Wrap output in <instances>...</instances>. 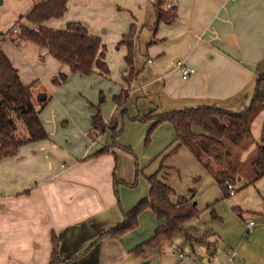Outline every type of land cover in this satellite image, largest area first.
Segmentation results:
<instances>
[{"label":"crops","instance_id":"obj_1","mask_svg":"<svg viewBox=\"0 0 264 264\" xmlns=\"http://www.w3.org/2000/svg\"><path fill=\"white\" fill-rule=\"evenodd\" d=\"M36 1L30 0L19 18ZM106 1L68 0L62 18L45 25L62 30L63 24L79 23L100 41L119 40L134 26V43L143 50L141 59L135 58V78L128 88L124 84L112 91L108 103L99 109L110 126L96 140L90 138L95 100L61 96L65 109L45 93L43 105L33 100L47 139L25 144L13 156L0 159V264H49L52 235L61 264H141L145 260L150 264H264V213L247 223L213 213L214 220L196 235L188 221L186 236L179 234L137 250L164 223L146 209L134 229L118 238L103 237L122 223L124 213L148 197L146 177L158 170L159 156L175 139L172 126L163 123L151 135L149 152L138 156L152 122L136 119L196 107L238 114L249 106L256 80L264 73V0H175L176 22L160 23L156 31L153 0ZM121 10L130 16L124 14L121 24L111 23L110 16L119 18ZM102 27L107 30L101 31ZM0 50L31 90L37 89V75L27 62L36 64L38 72L53 68L52 81L59 74L67 79L77 75L29 41L0 39ZM178 63L193 68L194 74L182 80ZM61 86L54 91L61 93ZM126 89L128 99L116 109L113 97ZM263 122L262 111L250 125L254 144L242 150L240 164H249L254 156ZM113 133L116 146H112ZM102 149L108 152L92 157ZM155 161L159 164L153 172H145ZM164 168L169 174L174 171ZM114 180L119 183L115 185ZM178 199L192 203L184 197L172 201Z\"/></svg>","mask_w":264,"mask_h":264},{"label":"trees","instance_id":"obj_2","mask_svg":"<svg viewBox=\"0 0 264 264\" xmlns=\"http://www.w3.org/2000/svg\"><path fill=\"white\" fill-rule=\"evenodd\" d=\"M67 1L37 0L31 10L15 23L18 26L17 33L10 35L9 39L19 43L29 41L45 49L53 59L66 65L72 74L89 76L96 72L101 76H107L109 68L105 61V46L99 38L89 35L79 23H67L62 30L45 25L50 20L62 18ZM168 1H152L154 31L160 23L173 24L177 20L176 7L172 5L171 8H166ZM23 20L25 23L21 24ZM28 25L35 27L36 30H32ZM134 35L135 27L130 26L128 33L124 34L119 42L127 50L124 56L126 69L123 77L127 88L136 75L132 60ZM66 79L67 76L61 74L52 82L60 84ZM127 99V89L123 90L119 96L113 97L116 109L123 107ZM45 102L46 100L41 102L42 105ZM262 111L264 112V73L258 76L250 104L241 113L233 114L216 107H196L169 111L155 116L149 114L136 120L152 122L146 134L145 146L150 144L151 135L159 125L170 124L174 130L175 139L160 161L174 154L181 147H186L196 161L213 176L223 197L227 198L229 193L226 183L233 186L239 180L237 174L240 163L237 158L243 149L254 144L250 125L256 115ZM38 114L39 110L34 105L31 86L21 83L16 69L0 50V159L13 156L25 144L47 139ZM16 122L23 125L25 134L22 137L16 134L18 128ZM109 126L110 123L104 121L99 108L96 107V112L91 118L90 138L93 140L103 134ZM116 136L117 134L113 133L112 146H116ZM107 152V149H102L92 157H99ZM248 163L254 172L250 183L264 177V122L260 144L255 146L254 156ZM168 176L169 173L161 162L158 170L146 177L149 185L148 197L132 210L124 213L122 223L105 232L103 237L118 238L134 229L138 216L146 209L153 213L156 220L164 223L157 227L153 237L137 247V250L145 246H157L162 240L170 241L179 234L186 236L185 224L196 217L198 212L196 206L187 200L172 201L173 190L167 184ZM118 183L114 180L115 185ZM62 262L57 252V242L52 235L49 264Z\"/></svg>","mask_w":264,"mask_h":264},{"label":"rangeland","instance_id":"obj_3","mask_svg":"<svg viewBox=\"0 0 264 264\" xmlns=\"http://www.w3.org/2000/svg\"><path fill=\"white\" fill-rule=\"evenodd\" d=\"M0 1V33H5L7 31L5 34L9 39L10 35H14L12 33V29L18 28V26L14 24L15 21L18 20L19 15L25 13L24 10L28 7L30 0ZM106 2L108 3L109 0ZM172 5H174V2H172ZM119 12L121 14L119 18H113V15L110 16L109 19L111 23L121 24L125 15L130 16L127 10H121ZM101 19H103V17ZM24 23L25 22L23 20L21 24ZM29 27L34 31L36 30L35 27ZM63 27H65V24H63ZM103 30L107 29L102 27L101 31ZM103 35L108 36V34ZM1 39L8 40L4 37ZM120 40L121 39L115 41H101V43L105 46V60L109 68V73L106 77L101 75L99 76L96 73L89 76L76 75V77L68 78L65 82L63 81L60 84H56L52 82L54 77L52 74V70L54 71L53 68L47 67L38 72L35 67L36 64L27 62L31 71L37 75V81L35 83L37 89H32L33 100L39 103L37 101V97L40 94L45 93L48 95V99L50 97L53 99V104L56 103L58 105V103H60L61 107L65 109V102L63 100L61 102V96H76L78 99H82L83 101L88 100L91 102V99L95 100L93 101L95 105L102 110V108L108 103V95L112 93V91L116 90L119 85L124 86L125 84L122 79L124 75L121 72L124 69V67L121 66V53L125 50V46L119 44ZM134 42L135 36L133 38L132 46L133 66L135 64L136 55H138L140 59L143 56V50L140 49L138 44H135ZM31 63L33 65H31ZM61 68L64 67L61 66ZM59 72L63 73L62 70ZM60 75L61 74H59L55 79H58ZM62 84L63 87L61 86ZM60 86L63 88L61 93L54 91L55 87ZM36 90L41 91L37 93ZM52 90L54 92H52ZM65 91H67L68 94L64 93ZM53 106L54 105H52V107ZM16 125L18 126L16 134L17 136L22 137V135L25 134L23 125L19 122H16ZM93 140H96V138H93ZM155 142V145H157L156 140ZM148 146H145L144 139H142L139 145V150H137L138 156L144 157L145 154L149 152ZM163 154L160 155L159 159L162 158ZM237 159H240V155ZM158 164V161H155L149 169L145 170V172H153V169ZM162 165L174 168V171L170 173L167 178V183L173 190L171 199L176 200L179 197H184L190 199L192 203H196V210L198 214L187 224L190 232L194 235H196L197 232H201L202 228H205L210 221L214 220L213 213L226 217L230 221L240 220V222L242 221L243 223L251 221L254 215L264 213V177L247 184L248 180H250L254 175L253 169L249 166V164L245 163L239 165L237 175L240 180L233 185L235 195L227 197L226 199L222 198V193L218 185L215 183L213 176L206 172L204 168H202V166L195 161L193 155L188 149L181 148L176 154L165 157L162 160ZM237 207H239L242 211H238Z\"/></svg>","mask_w":264,"mask_h":264},{"label":"built area","instance_id":"obj_4","mask_svg":"<svg viewBox=\"0 0 264 264\" xmlns=\"http://www.w3.org/2000/svg\"><path fill=\"white\" fill-rule=\"evenodd\" d=\"M175 0H169L166 4V8H171L172 6V2H174ZM12 33L15 35L17 33V28H13L12 29ZM4 37V38H7V35L4 34H1L0 35V39ZM17 49H19V45L16 46ZM178 70H179V73H180V78L182 80H187L192 74H194L195 70L193 68H190V67H187L185 65H181L180 63H178ZM125 75V73H123ZM227 185V190H228V193L230 196L234 195L235 191H234V187L228 183H226ZM252 225V222L249 223V226ZM229 253V251H228ZM229 260L231 261L232 260V257H229ZM209 264H215L214 262H209Z\"/></svg>","mask_w":264,"mask_h":264},{"label":"water","instance_id":"obj_5","mask_svg":"<svg viewBox=\"0 0 264 264\" xmlns=\"http://www.w3.org/2000/svg\"><path fill=\"white\" fill-rule=\"evenodd\" d=\"M45 100V95L44 94H40L38 97H37V101L38 102H43ZM141 264H150L148 260H145L143 262H141Z\"/></svg>","mask_w":264,"mask_h":264}]
</instances>
